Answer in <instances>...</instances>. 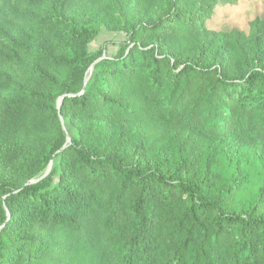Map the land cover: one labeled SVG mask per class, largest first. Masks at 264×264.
I'll return each mask as SVG.
<instances>
[{"label": "trees", "instance_id": "obj_1", "mask_svg": "<svg viewBox=\"0 0 264 264\" xmlns=\"http://www.w3.org/2000/svg\"><path fill=\"white\" fill-rule=\"evenodd\" d=\"M43 1L22 48L0 11V264H264V193L237 207L209 147L264 145V34L206 25L237 0Z\"/></svg>", "mask_w": 264, "mask_h": 264}, {"label": "rangeland", "instance_id": "obj_2", "mask_svg": "<svg viewBox=\"0 0 264 264\" xmlns=\"http://www.w3.org/2000/svg\"><path fill=\"white\" fill-rule=\"evenodd\" d=\"M47 7L43 0H0V11H3L6 17L18 15L22 19L12 37L21 48L31 45L38 17ZM161 8V5L153 8L152 14L156 16L162 10ZM206 25L216 34L230 33L234 30L251 37L257 33L264 34V0H237L236 4H219ZM0 37H5L7 41V35L4 32L0 33ZM125 42H127V34L124 31L112 30L102 25L99 27L97 36L89 43L88 50L94 53L102 49L101 59L113 58ZM218 43L222 45L219 39ZM3 50L7 52L6 49ZM220 54L219 51L217 56ZM14 86V79L6 76L0 84V99L6 97ZM59 103L60 101L57 104ZM61 124L68 134H74L72 127L63 118H61ZM209 147L210 156L215 158L216 167L223 176L233 177L242 170L246 172V178L241 179L243 182L235 204L237 207L253 205L264 193V145L239 142L237 139L228 137L210 141Z\"/></svg>", "mask_w": 264, "mask_h": 264}, {"label": "water", "instance_id": "obj_3", "mask_svg": "<svg viewBox=\"0 0 264 264\" xmlns=\"http://www.w3.org/2000/svg\"><path fill=\"white\" fill-rule=\"evenodd\" d=\"M92 69H93V67H91V70H92ZM51 165H52V164H50V166H49V168L47 169L45 175H47V174L49 173V171H50V169H51ZM45 175H44V176H45Z\"/></svg>", "mask_w": 264, "mask_h": 264}]
</instances>
